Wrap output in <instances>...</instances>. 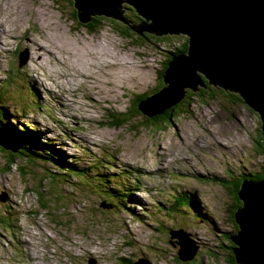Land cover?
<instances>
[{
    "label": "rangeland",
    "instance_id": "1",
    "mask_svg": "<svg viewBox=\"0 0 264 264\" xmlns=\"http://www.w3.org/2000/svg\"><path fill=\"white\" fill-rule=\"evenodd\" d=\"M75 11L73 0H0V105L10 127L17 133L31 124L57 156L73 158L76 170L86 172H69L67 179L52 164L20 157L5 167L0 147V264H228L219 237L234 231L228 211L241 203L228 183L264 165L257 113L228 96L191 98L161 130L139 111L112 125L113 115L128 113L136 96L160 85L168 54L186 36L148 42L108 16L115 22L103 20L88 32ZM97 16L104 15L89 19ZM122 24L125 36L118 32ZM34 42L46 51L37 62ZM20 53L27 60L19 66ZM108 63L118 67L107 69ZM54 92L77 101L67 119ZM109 184L133 195L126 206H110L101 192ZM173 198L177 207L169 208L167 221L161 210ZM178 229L188 235L184 251L196 248L190 261L177 259L179 247L169 242L168 231Z\"/></svg>",
    "mask_w": 264,
    "mask_h": 264
},
{
    "label": "water",
    "instance_id": "2",
    "mask_svg": "<svg viewBox=\"0 0 264 264\" xmlns=\"http://www.w3.org/2000/svg\"><path fill=\"white\" fill-rule=\"evenodd\" d=\"M125 6L134 7L146 19L131 18ZM73 7L82 23L89 15H104L131 30L141 25L144 32L187 37V54L172 56L162 73L164 87L138 104L143 115H160L180 103L185 90L203 87L200 72L210 83L239 94L257 113L264 140V0H73ZM21 55L19 66L27 60V54ZM0 147L8 159L17 151L1 131ZM236 196L241 206L233 215L238 229L230 237L234 261L264 264V178L243 181ZM169 233L180 246L178 258L191 260L196 250L184 251L187 235L182 230Z\"/></svg>",
    "mask_w": 264,
    "mask_h": 264
},
{
    "label": "trees",
    "instance_id": "3",
    "mask_svg": "<svg viewBox=\"0 0 264 264\" xmlns=\"http://www.w3.org/2000/svg\"><path fill=\"white\" fill-rule=\"evenodd\" d=\"M124 8H127L128 10H130L132 12V15L130 17L135 19L136 21L140 20L139 17L145 18L144 16L140 15L134 7L131 8L130 6H125ZM72 16L77 17V12L75 11V14H72ZM127 17H129V16H127ZM90 19L89 20L91 21V23H84V25L86 27V31H88V32H93L95 30L96 26L100 27L103 20H108L111 23L115 22L113 19L106 18V16H97V17H93V18L90 17ZM124 20L126 21L125 16H124ZM78 24L82 25V22L79 21ZM120 27L124 30H121V29L118 30L119 34H121L122 36L123 35L125 36V33H126L125 31H127L126 27L124 25L123 26L120 25ZM134 28H135L134 29L135 34L138 35L140 38L143 37L148 42L149 41H161L163 39H169V37H170V36L165 37V36H163L164 34L158 35V34L150 33L147 31L141 32V30H143L141 25H139V26L134 25ZM171 38H173V37H170V39ZM187 43H188V39H187V37H184V40L180 46L179 45L176 46L174 44V50L168 54V59L164 63L163 69H165L167 67V64L171 60L172 56H175V55L179 56L182 54L183 55L187 54ZM198 74L201 77L203 87L197 86L195 91H193L192 89L185 90L186 92H185V96H184L183 100L180 103H178L177 105L167 109L164 113H162L160 115H155L153 117H148V116L143 115L138 109V104L142 100H145L151 94L157 92L160 89V87L162 86L161 84L163 83L162 79H160V81H161L160 85H158L151 94L138 95L135 97V99H133V103H132L133 107L130 108L128 113H119L120 115H117V116L113 115L112 116V125H115V126L124 125L125 123L128 122V120H129L128 117L131 115L132 112L138 113V111H139L141 115L146 117L145 120L147 121L146 122L147 125H150V127L155 126V128L157 130H161L163 127L171 126L172 116L180 111L179 107L183 104L182 102L185 99H187V100L191 99V98H196L199 100H200V98L217 99V97L224 99V96L225 97L228 96V98H231V100L235 101V103H236V101L237 102L243 101L240 99L239 94L234 93V92L229 91V90H225L221 86L214 85V84L209 82V79L204 74H202L200 72ZM161 76H162V70L160 72V77ZM216 92H218L219 95H217ZM2 107L3 106L0 105V127L2 128L1 130L8 133V137L11 141H13V147L15 149H17V147H19L17 149V151L15 152V154L10 153V157H9L7 163H9V164L13 163L14 159L16 157H20L22 160H24L25 162H28L29 164H35V162L38 160L41 161L42 163H45V164H52V165L56 166L58 169H60V171H62L61 173L63 174V176L65 175L66 178H67V175H70V174H68L69 172H74L75 168L73 167V165L69 166V165L64 164L63 162H61L55 158L56 153H57V150L55 149V147L48 146V145H46V142H40L38 140V137L36 135L38 133L37 131L28 130L24 126H21L25 131L18 130L17 133L14 132L10 127L13 124L10 122L9 118L6 117V114L3 112L4 110ZM118 116H121L122 118L118 119ZM160 126L162 128H160ZM259 132L261 133V131H259ZM258 143L260 144V148H258V150H260V152L263 153L264 140L262 137L259 138ZM23 169L24 168L21 167V170H23ZM82 172L83 173H80L81 175H83V174L86 175L85 171H82ZM46 176L49 177L50 179H52L51 176H49V175H46ZM70 176H72V175H70ZM242 178H246V180H252V179L253 180L254 179L255 180H261L262 178H264V165H263V170L259 171V173L254 172V170L249 171V172H242L237 177H234V179L231 180L230 183H228V184L234 183V185H235L234 190H233L234 200H236L234 192L235 193L237 192L238 184H240V181ZM67 179H69V178H67ZM98 183L102 184V182H100V181ZM101 192L105 194V199H107L109 201L110 206L114 209L116 208V206H114L112 204L113 199H117L118 201L117 202L115 201V203L119 204V206H120L122 204H125V202L128 201V199L131 200V197H133V195L128 193L127 190H125V188L123 186H116V187H114L112 185L107 186V188L105 187V192H103V191H101ZM231 192H232V190H231ZM179 198L184 199V198H186V196H179ZM173 205H175L177 207V200L174 201ZM239 205L241 206V203H239ZM125 206H126V204H125ZM187 208L190 210L193 209V206H192V203L190 200H189L188 205H186V209ZM228 212L230 214L229 218H230L231 224L234 227V231H231L229 233L224 232L221 235V237H219V238L222 239L223 242H225V244H226V248H227V252H225L226 262L228 264H236L234 261V254L232 252V249L234 248V243L232 242L230 237L236 233V230L238 227L234 224V217H233L234 213L230 212V211H228ZM165 214L169 215V207L167 208V212ZM195 218H197V217L195 216ZM197 257L198 256H196L195 261H196ZM128 264H131V262L128 261Z\"/></svg>",
    "mask_w": 264,
    "mask_h": 264
},
{
    "label": "bare ground",
    "instance_id": "4",
    "mask_svg": "<svg viewBox=\"0 0 264 264\" xmlns=\"http://www.w3.org/2000/svg\"><path fill=\"white\" fill-rule=\"evenodd\" d=\"M22 2L23 1H26V0H21ZM6 3V2H5ZM13 3V2H12ZM39 10V9H38ZM42 12V11H41ZM41 12H39V16L40 17H43L41 14L43 13H41ZM24 16V15H23ZM18 17V16H17ZM21 18V17H20ZM23 18V17H22ZM39 19V18H38ZM42 19V18H41ZM41 19H39V20H41ZM46 20V19H45ZM6 22H7V24H9V22L6 20ZM40 23V22H39ZM42 23V22H41ZM15 32H17L18 30H16V29H13ZM41 30V29H40ZM4 31V30H3ZM14 36H12V38H13ZM55 40H57V39H55ZM54 41V40H53ZM31 43L32 42H30V45H31ZM1 45H3V43H1L0 42V46ZM32 46H33V50H38L41 54L38 56V57H36V59L34 60V62H37V60H39V59H41V57L43 56V53L42 52H46L45 51V49L44 48H41L40 46H39V44L38 43H33L32 44ZM31 46V47H32ZM51 54L49 53L48 54V56H50ZM121 56V55H120ZM119 59V58H118ZM96 61H98V63H100V60H101V57L100 58H96L95 59ZM106 61H107V59H106ZM122 61V60H121ZM108 62V61H107ZM123 62V61H122ZM96 64V63H95ZM94 63L92 64V66H94L95 65ZM109 65L108 66H106V68L107 69H114V68H116V67H118V66H116V65H113V64H110V63H108ZM120 65V64H119ZM130 65V64H129ZM120 67V66H119ZM94 68V67H93ZM106 69V70H107ZM103 71H104V69H103ZM110 74V73H109ZM78 77H79V75H78ZM89 78V76H87L86 77V81H87V84L89 85V84H93V79H88ZM121 78V77H120ZM83 81H84V79H83ZM74 83L72 82V85H73ZM80 85V84H79ZM81 86H84V87H87L85 84H82ZM91 93L90 92H88V97H89V95H90ZM52 99H57V101H58V105H59V109H58V111L62 114V116H63V119H67L68 118V115H67V110H69V109H72L73 108V105L74 104H76V100H74V99H68L69 101H70V103H68L67 102V99L64 97V95L62 94V93H58V92H54L53 93V97H51ZM14 122H15V119H12ZM21 126H24L25 127V125H21ZM29 126L30 127H25V128H27V129H29V130H32L33 129V131H35V129L33 128V126L31 125V124H29ZM22 131H24V129L22 128ZM37 137H38V140L39 141H41V136H42V133H40V132H38L37 134ZM64 136H68L69 134H63ZM262 137V136H261ZM85 142H86V139L84 140ZM230 150H231V148L230 147H228ZM233 156H235V154H233L232 155V157ZM182 163H179V165H181ZM255 180V179H254ZM137 193V192H136ZM115 201L117 202L118 200L117 199H113L112 200V204L114 205V206H116V208L117 207H120L119 206V204H116L115 203ZM128 201H129V199H128ZM119 203V202H118ZM150 221H147L146 223H149Z\"/></svg>",
    "mask_w": 264,
    "mask_h": 264
},
{
    "label": "clouds",
    "instance_id": "5",
    "mask_svg": "<svg viewBox=\"0 0 264 264\" xmlns=\"http://www.w3.org/2000/svg\"><path fill=\"white\" fill-rule=\"evenodd\" d=\"M74 8H75V7H74ZM75 10H76V8H75ZM76 12H77V10H76ZM173 35H177V34H173ZM162 73H163V71H162ZM32 91H33V90H31V93H32ZM34 95H35V94H34ZM34 95L32 94V98L34 99L35 102H37L36 99H35V97H34ZM5 114H6V113H5ZM6 117H7V116H6ZM2 123H3V122H2ZM17 129H18V128H17ZM18 130H22V127H21V129H20V127H19ZM36 131H38V130H36ZM38 132H39V131H38ZM5 133H6V132H5ZM40 133H41V132H40ZM6 134H7V136H8V133H6ZM40 142H46V141H43L42 138H41V141H40ZM46 145L51 146V145L48 144L47 142H46ZM55 149H56V148H55ZM56 150H57V149H56ZM57 153H59V150H57ZM57 153H56V154H57ZM55 158H56L57 160L63 162L64 164L69 165V166L73 165V167L75 168L74 173H83V172H78V171L76 170L78 166H77L76 163L72 160L73 158H70V160H69L68 163L65 162V161L63 160V158H60V157L57 156V155L55 156ZM244 170H245V169H244ZM247 170H249V169H247ZM242 172H243V171H242ZM238 175H239V174H238ZM233 176H234V174H233ZM231 178H232V177H231ZM227 179H230V178H227ZM233 179H234V177L232 178V180H233ZM242 179H243V178H242ZM242 179H241V180H242ZM252 180H253V179H252ZM243 181H248V180H246V178H245ZM243 181H242V182H243ZM253 181H257V180H253ZM240 182H241V181H240ZM242 182H241V183H242ZM240 186H241V184H238V188H237L238 190L240 189ZM234 194H236V193L234 192ZM173 200H174V199H173ZM176 200H177V199H176ZM170 201H172V200H170ZM174 201H175V200H174ZM171 205H172V206H175V205H173L172 203H171ZM169 208H172V207H169ZM186 210H189V209H186ZM190 211H192V210H190ZM190 211H185V213H186V212H190ZM164 215H165V214H164ZM166 215H167V214H166ZM168 216H169V215H167V216H165V217H168ZM194 217H195V215H194ZM157 220H158V219H157ZM163 220H164V223H165V220H167V219H166V218H165V219L163 218ZM158 221H159V220H158ZM167 221H169V217H168V220H167ZM164 223H162V224H164ZM234 224H235V222H234ZM152 225H154V224H152ZM235 225H236V224H235ZM159 226L164 227L165 225H159ZM237 229H238V228H237ZM178 230H182V229H178ZM182 231H183V230H182ZM236 231H237V230H236ZM168 233H169V231H168ZM183 233H185V232L183 231ZM185 234L187 235V233H185ZM169 238H170V233H169ZM187 239H188V235H187ZM170 241H173V243H174L175 245H177V244H176L177 239H172V240L170 239ZM170 241H169V242H170ZM170 243H171V242H170ZM177 246L180 248L179 245H177ZM179 248H178V250H179ZM194 249L196 250V248H194ZM192 250H193V249H192ZM177 253H178V251H177ZM195 255H196V253H195ZM195 255H194V256H195ZM177 257H178V255H177ZM177 257H176V258H177ZM177 259H179V258H177ZM192 259H193V258H192ZM192 259H191V260H192ZM179 260H180V259H179ZM180 261H181V262H186V261H182V260H180ZM187 261H188V260H187ZM189 261H190V260H189Z\"/></svg>",
    "mask_w": 264,
    "mask_h": 264
}]
</instances>
